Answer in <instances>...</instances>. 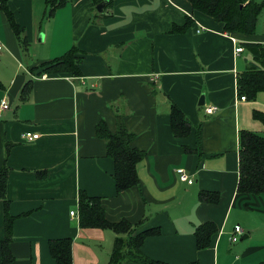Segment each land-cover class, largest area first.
<instances>
[{
    "label": "crops",
    "instance_id": "1",
    "mask_svg": "<svg viewBox=\"0 0 264 264\" xmlns=\"http://www.w3.org/2000/svg\"><path fill=\"white\" fill-rule=\"evenodd\" d=\"M4 1L30 43L23 53L0 10V101L5 98L10 106L0 114V168H8V211L16 216L11 264H56L48 240L62 237L72 238L73 264H108L115 233L79 227L78 217L70 214L78 211L79 190L101 199L110 222L141 221L135 233L158 228L160 234L146 237L141 246L151 259L263 262V200L238 198L236 186L238 133L264 131L252 116L253 110L264 111V91L254 100L239 99L236 80L253 61L245 44L264 43V28L226 33L221 22L187 0H113L111 14L93 21L90 0H70L43 23L42 0ZM187 22L185 30H172ZM72 46L82 51L80 76L36 68ZM236 46L243 50L236 52ZM28 80L32 88L22 101ZM169 99L192 124L187 137L171 133ZM208 106L215 107L213 113L206 112ZM116 111L135 134L132 146L146 153L137 164L138 187L119 193L107 145L95 135L101 119L115 130ZM24 131L39 135L27 142ZM179 168L191 183L180 178ZM200 190L220 192V202H200ZM3 219L0 199V242ZM208 220L217 232L208 247L198 249L194 230ZM236 225L245 238L232 241Z\"/></svg>",
    "mask_w": 264,
    "mask_h": 264
},
{
    "label": "trees",
    "instance_id": "2",
    "mask_svg": "<svg viewBox=\"0 0 264 264\" xmlns=\"http://www.w3.org/2000/svg\"><path fill=\"white\" fill-rule=\"evenodd\" d=\"M44 11L41 23L50 20L57 9L62 8L70 0H42ZM92 5V21L94 19H105L111 13L113 0H90ZM193 9L199 10L212 17L215 21L223 24L222 30L226 33L254 34L258 24V18L264 9V0H187ZM104 2L103 11L99 13L96 5ZM0 10L23 51H29V42L24 30L16 22L13 13L7 8L4 0H0ZM189 20V18H187ZM188 22L183 26L173 27V31L185 30ZM264 27V26H263ZM246 48L251 50L253 61L249 69L242 71L236 80L237 95H244L247 100H254L258 92L264 91V43H246ZM82 51L77 46L70 47L62 55L45 61L36 68L41 67L42 72L49 74L70 73L72 76L81 75L80 61ZM32 88V82L26 81L20 93V99L25 100ZM155 91V88L152 89ZM169 101L168 115L170 117L171 133L176 138L187 137L192 124L174 102ZM252 116L264 125V111L253 110ZM196 128L197 149L200 141V127ZM95 135L105 141L106 154L114 162L113 179L116 191L122 192L131 187H138L140 180L137 172V164L145 157V152L132 146L135 134L129 131L124 124V116L116 111V128L111 131L104 119L95 125ZM238 180L236 193L238 198H261L264 207V131L240 130L238 133ZM9 150L6 145L5 158ZM186 150H192L186 148ZM193 151V150H192ZM7 166L3 164L0 168V199L4 202V238L0 242V264H11L14 257L10 244L13 239L12 225L16 216L8 211V199L6 197ZM46 173V171H45ZM45 173H38L44 175ZM78 201V225L82 228L110 229L115 233L112 250L108 264H124L134 261L141 264H167L159 260L145 256L141 251L142 242L148 236L160 234L158 228H149L135 233L137 227L142 223H130L126 219L110 222L105 217L104 207L99 197L89 196L84 190H79ZM200 202L217 205L221 200L218 191L200 190L198 192ZM252 205L245 203V207ZM217 232L213 221H205L194 230L196 247L204 249L210 245L211 237ZM48 249L56 264L72 263V238L62 237L48 240ZM190 264H197L192 262ZM259 264H264L260 262Z\"/></svg>",
    "mask_w": 264,
    "mask_h": 264
},
{
    "label": "built area",
    "instance_id": "3",
    "mask_svg": "<svg viewBox=\"0 0 264 264\" xmlns=\"http://www.w3.org/2000/svg\"><path fill=\"white\" fill-rule=\"evenodd\" d=\"M3 49V43L0 41V51ZM243 50V47L241 46H236L235 48V51L236 52H241ZM42 77H45V75H43ZM239 99H245V96L244 95H241L239 96ZM9 105H8V101L3 98L1 101H0V108L1 109H6L8 108ZM215 110V107L214 106H208L206 108V112L207 113H213ZM38 133H35V132H31V131H24L22 132V135H21V138L27 142L29 141H32V140H35L37 137H38ZM177 172L180 176L181 179H184V180H187L189 183H191V180L188 179V176L187 174L185 173V171H183L182 168H179L177 169ZM70 214L72 216H75L76 218L78 217V211L77 210H71L70 211ZM243 234V230L242 228L239 226V225H236L234 227V230L232 232V236H231V239L232 241H237L238 240V237L241 236Z\"/></svg>",
    "mask_w": 264,
    "mask_h": 264
},
{
    "label": "rangeland",
    "instance_id": "4",
    "mask_svg": "<svg viewBox=\"0 0 264 264\" xmlns=\"http://www.w3.org/2000/svg\"><path fill=\"white\" fill-rule=\"evenodd\" d=\"M255 1L260 2V0H255ZM261 1H262V0H261ZM263 26H264V9L262 10V12H261L260 15H259L257 28H261V27H263ZM263 28H264V27H263ZM40 34H43V33L40 32L39 35H40ZM1 51H2V50H1ZM8 105H9V104H8ZM9 107H10V106H9ZM9 107H8V108H9ZM8 108H6V109H1V108H0V114H1L2 111L7 110ZM252 207H255V206L252 205ZM238 238H240V236H239ZM238 242H241V240H239ZM72 263H73V262H72Z\"/></svg>",
    "mask_w": 264,
    "mask_h": 264
},
{
    "label": "water",
    "instance_id": "5",
    "mask_svg": "<svg viewBox=\"0 0 264 264\" xmlns=\"http://www.w3.org/2000/svg\"><path fill=\"white\" fill-rule=\"evenodd\" d=\"M104 5H105L104 2L99 3L98 5H96V10H97L99 13H101V12L103 11V7H104ZM203 100H204V99H203V96H201L200 99H199V103L201 104ZM243 238H245L244 235L241 236V239H243Z\"/></svg>",
    "mask_w": 264,
    "mask_h": 264
}]
</instances>
